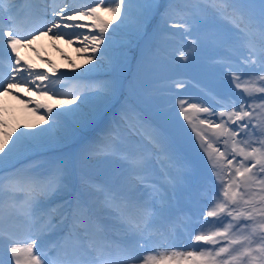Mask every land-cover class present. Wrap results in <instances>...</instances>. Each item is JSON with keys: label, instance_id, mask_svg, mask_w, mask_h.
<instances>
[{"label": "snow or ice", "instance_id": "1", "mask_svg": "<svg viewBox=\"0 0 264 264\" xmlns=\"http://www.w3.org/2000/svg\"><path fill=\"white\" fill-rule=\"evenodd\" d=\"M14 2L0 0V97L33 103L17 95L25 93L74 107L53 112L37 104L44 109L40 120L48 127L20 131L14 138L0 133V173H11L6 180L0 176V254L6 252L8 264H264V0H167L161 14L158 46L162 50L170 37L181 35L188 43L179 51L180 60H188L200 46L239 51L235 59L219 58L231 86L221 85L214 103L178 100L179 115L208 156L219 186L195 232L187 231L189 220L178 212L174 199L182 180L171 173L182 167L178 133L151 128L139 118L132 124L126 108L104 129L108 143L102 150L126 166L110 184L86 180L77 191L69 183L65 162L39 159L50 146L111 111L121 94L117 73L122 49L144 31L149 12L162 7L159 0H40L44 7L35 14L40 26L23 35ZM220 22L231 30L222 29ZM118 31L125 34L120 42L113 40ZM42 37L63 40L75 45L78 53L88 54L81 58L95 63L85 73L105 62L111 69L109 78L37 71L20 52ZM65 80L85 82L74 90L58 91L57 83ZM176 87L182 89L183 82L177 81ZM213 91L206 89L205 97ZM122 121L144 129L142 149L123 147ZM152 156L167 166L165 175L170 179L163 193L148 175ZM25 164L27 170L18 167ZM45 167L43 178L30 174ZM54 198L61 202L49 211ZM13 217L28 224L23 239L5 227ZM185 234L189 245L179 246L176 241Z\"/></svg>", "mask_w": 264, "mask_h": 264}, {"label": "rangeland", "instance_id": "2", "mask_svg": "<svg viewBox=\"0 0 264 264\" xmlns=\"http://www.w3.org/2000/svg\"><path fill=\"white\" fill-rule=\"evenodd\" d=\"M90 3H92V0ZM159 3L162 5L159 11L153 9L149 12L145 22V31L139 36L133 37L131 43L122 49L121 61L125 62L124 66L127 73L119 78L121 83L120 95L124 96V102L131 108V117L133 120L139 118V120L151 126V128L172 130L178 133L176 146L182 167L174 169L175 171L189 173V179L193 182L196 181L194 188L200 187L202 180H205L210 181L212 188L217 191L219 186L216 184L215 177L212 175V168L210 167L208 156L201 149L192 128L180 117L178 100L180 97H184L183 94H187L188 97L186 98L192 101L208 102V100H212L214 103V98H218L216 97V92L222 90L221 85L231 86V79L227 81V77L223 75L224 73L228 76V70L222 63L218 62L219 58L223 56L222 52L224 55H234V53L232 54V52L223 47L200 46L189 53L188 60H180L179 51L183 50V45L187 44L188 41L179 34L170 37L167 46L161 50L158 46L156 33L160 26V11H163L167 7V0H159ZM104 19L107 20L110 17L105 16ZM118 23V20L114 21L110 25V28H115ZM220 26L226 31L231 30V26L223 22H220ZM193 35L196 36L198 34L193 33ZM113 36H119L122 40L125 39V34L120 31L115 32ZM84 55L88 54L84 53ZM38 60L39 65L58 70L51 67L49 63L42 62L46 61L45 57H40ZM64 61L69 66L70 59L65 58ZM93 63L95 61L85 63L84 60L83 65L79 64L71 72L97 77L111 73L110 68L105 62H101L94 71L85 73L84 70L91 68ZM97 77L93 78V80L100 79ZM183 78H186L188 82L183 83L184 87L182 89H178L176 82H183ZM197 87H200L203 93H200ZM208 88H213L214 91L206 98L205 90ZM232 91L235 92L236 89L232 88ZM13 103L15 105V113L13 115L15 123L9 126L0 120V125H3L0 127V133H7L13 138L20 131H37L40 128L48 127L47 124L41 122V115H38L36 112L37 104L47 105L52 108L53 112L72 107L62 102L57 103L55 99L50 100L45 98H37V100L33 101V107L31 108L26 107L25 103H21L20 99H13ZM108 117V115L107 117L105 116L104 120L106 118L109 119ZM25 125H35L36 127L25 129ZM90 128L91 126L80 128L71 139L77 138L86 129ZM128 134V132H124L126 137ZM208 134L211 139L210 132ZM54 145L48 148L44 161L61 160L65 162L68 165L69 183L72 188L76 187V180L74 176L72 177L73 172H82L91 182L97 185H104L107 182L111 183L114 181L115 170L117 168L115 164L109 163V161H106L107 164L102 163L103 165H100L99 162L84 163L78 156H75V153L69 152L67 148L59 151L49 150ZM143 146L137 145L136 148L132 149H142ZM208 151L210 152L211 150L209 149ZM32 175L43 178L47 175V168L37 169L33 171ZM3 177L6 180L8 176ZM186 218L188 219V216ZM7 223L12 228L20 225L19 217L10 218ZM188 241L189 237L187 236L184 241L185 246L189 245ZM1 255L7 259L5 253Z\"/></svg>", "mask_w": 264, "mask_h": 264}, {"label": "bare ground", "instance_id": "3", "mask_svg": "<svg viewBox=\"0 0 264 264\" xmlns=\"http://www.w3.org/2000/svg\"><path fill=\"white\" fill-rule=\"evenodd\" d=\"M34 49V50H33ZM24 58L29 63L38 68L40 57H45L49 65L55 69L62 71L64 74L70 70L76 69L80 64H84V59L81 58L84 53H78L75 45H68L63 40H50L47 37L37 40L30 48L21 49ZM70 59V64L67 66L64 59ZM24 101L26 100L25 93H18ZM15 105L11 96L0 97V120L7 125L12 126L14 120Z\"/></svg>", "mask_w": 264, "mask_h": 264}]
</instances>
